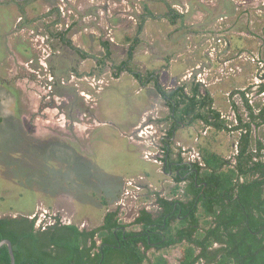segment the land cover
Returning a JSON list of instances; mask_svg holds the SVG:
<instances>
[{
    "label": "rangeland",
    "instance_id": "1",
    "mask_svg": "<svg viewBox=\"0 0 264 264\" xmlns=\"http://www.w3.org/2000/svg\"><path fill=\"white\" fill-rule=\"evenodd\" d=\"M16 1L22 0H0V212L6 215L35 210L44 224L59 215L93 229L107 211L119 207L120 220L131 224L143 208L158 211L157 195L173 197L160 161L169 109L153 83L144 88L116 71L128 59V36L140 40L130 63L136 71L160 73L169 90L200 84L231 122L233 102L244 110L235 90L252 86L251 101L264 102V94L256 95L264 82V0H37L38 9L27 14ZM169 6L183 15L175 24L165 17ZM204 136L227 157L236 150V133L216 135L201 124L178 129L174 156L193 159ZM129 181L135 184L122 206ZM175 254L169 253L173 264Z\"/></svg>",
    "mask_w": 264,
    "mask_h": 264
},
{
    "label": "trees",
    "instance_id": "2",
    "mask_svg": "<svg viewBox=\"0 0 264 264\" xmlns=\"http://www.w3.org/2000/svg\"><path fill=\"white\" fill-rule=\"evenodd\" d=\"M168 9L172 24L183 18L171 7ZM141 29L142 25L138 32ZM64 34L60 32L58 35L72 47V42ZM127 39L132 42L128 59L116 71L118 74L130 73L142 87L153 83L170 111L171 125L162 141L166 171H170L169 165L174 161L182 162L180 156L174 157L172 140L180 125L203 124L213 129L216 135L236 133L237 148L228 159L219 150L201 145L203 165L199 162L187 165L198 171L199 178H196V173L186 177L191 181L186 188L185 199L172 200L157 195L158 211L154 213L143 208L131 224L120 220L118 209L107 211L103 223L93 229L80 228L73 223L64 224L60 216H56L54 225L37 229V218H30L35 210L22 212L17 217L0 218V242L5 239L12 242L16 264H172L164 253L157 254L155 250L178 247L180 256L177 264H201L202 261L204 264H231V257L227 254L217 262V255L212 254L209 247L222 233L231 234L234 228L232 197L226 198V202L220 200V194H232L241 177L246 183H264V139L261 137L264 102L251 104L248 95L253 91L252 86L244 91L235 90L232 95H239L244 110L233 102L237 123L231 122L214 107L211 93L207 90L201 92L200 84H195L191 91H187L185 85L168 91L160 73L152 71L144 76L136 71L130 63L140 40L132 36ZM77 51L82 54L79 49ZM261 94H264V83L256 91V95ZM171 170L174 171L175 167ZM182 175L185 173H177V185L172 194H178ZM197 184L203 186L197 188ZM102 205L108 206L106 199L102 200ZM132 226L140 229H130ZM0 264H11L7 245L0 250Z\"/></svg>",
    "mask_w": 264,
    "mask_h": 264
},
{
    "label": "flooded vegetation",
    "instance_id": "3",
    "mask_svg": "<svg viewBox=\"0 0 264 264\" xmlns=\"http://www.w3.org/2000/svg\"><path fill=\"white\" fill-rule=\"evenodd\" d=\"M39 2H40V0H39ZM36 3H37V0H34L33 4L30 0L28 1V3H23V0H22L21 2L16 1V4L15 3L14 4L17 5V7L19 8V11H22L23 14H27L28 8H30V9L37 8L38 4H36ZM24 4H26V5L24 6ZM53 9H54V12L56 14L59 12L58 8H53ZM165 17L169 20V11L165 14ZM142 27H143V25H142ZM60 40H62V39L60 38ZM65 44H67V43H65ZM68 47L77 51V48L73 46V43H72V47L69 45H68ZM80 51L82 52V50H80ZM262 79H264V75L262 76ZM144 88H146V87H144ZM167 90L170 91L169 89H167ZM239 99H240V97H239ZM240 101L242 102V105H243V101L241 99H240ZM250 102L252 105H254V103L251 100H250ZM169 121H170V119H169ZM235 122H236V117H235ZM170 125H171V121H170ZM182 127H187V126L186 125H180L179 126V128H182ZM207 128H210V127H207ZM176 132H178V129L176 130ZM167 133H168V130L161 137L162 141L164 140L165 137H167ZM176 135H177V133H176ZM204 135H206V134H204ZM175 138H176V136L173 137V139H172L173 142L175 141ZM206 139H207V137L204 136V138H202V142H200L199 145H203V146H206V147H209L212 149H216V147L213 146L211 141H209V139H207V140ZM162 147H163V144H162ZM236 148H237V144H236ZM199 154L202 158L201 152H199ZM179 156L182 158V162L174 161L173 164L169 165L170 171H166V169H165L166 166H165V163L163 160L164 156H162L160 161H161V163L164 164L163 165L164 166V168H163L164 172L172 178L173 188H175L177 185V183L175 181V177H176L177 173L178 174L181 172L185 173V175H182L183 181L180 183V190L182 192V197H183V199H185L186 188L188 187V183L191 181V179L188 180V179H186V177L188 178L190 176V174L196 173V178H199L198 171L192 170L191 167L187 166V165L188 164L189 165L196 164V163H198V161L193 160L192 158H189V159L185 158V154L183 152H178L176 154V156H174V157L179 158ZM227 158L229 159V158H231V156H228ZM184 164H186V166ZM172 167H175L174 171L171 170ZM186 170H188V171H186ZM243 180H244V178L241 177V182L235 184V190L232 194H226V193L220 194V200L223 199L226 202H228V200L226 198H228L230 195L232 197L231 204H232V207L234 210V215H235L234 228H233V232L231 234H229L227 232L222 233L218 237V239H216V241L209 247V251L212 254L215 253L217 255V257H216L217 262L222 261L225 257V254H227L231 257V264H264V183L263 184L262 183L251 184V183H246ZM196 183H197V179H196ZM202 186L203 185H201V184H197V188H201ZM204 186H205L204 188H206L207 185H204ZM173 188L170 190V193H173ZM179 196H180V194L178 192V194H176V195L173 194V197L168 198V199H172V200L182 199ZM157 206L159 208L158 204H157ZM117 209L119 210L120 208L118 207ZM13 212H15V213L12 215H6V211H2V212H0V218H4V217H8V216L17 217L19 214L22 213V211L21 212L19 211V213H17L16 211H13ZM119 214H120V211H119ZM55 216H59V215H55ZM35 218H37V217H35ZM60 218H61L62 222L65 224V222L61 216H60ZM55 223H56V218L54 217L53 218V225ZM43 224L44 223L42 222L40 225H38V218H37V223H36L37 229L44 227ZM66 224H70V223H66ZM47 227L48 226H46L44 229H46ZM184 243H185V245L188 246V243L186 240L184 241ZM173 251L177 252V254H175V256L173 257L177 262V259L180 256V248L179 247L175 248V249L155 250V252L157 254L164 253V255H166L168 257V259L170 260L171 263H172V258L169 255V253L173 252ZM228 252L230 254H228ZM201 264H204V261H202Z\"/></svg>",
    "mask_w": 264,
    "mask_h": 264
},
{
    "label": "built area",
    "instance_id": "4",
    "mask_svg": "<svg viewBox=\"0 0 264 264\" xmlns=\"http://www.w3.org/2000/svg\"><path fill=\"white\" fill-rule=\"evenodd\" d=\"M198 140V139H197ZM184 154H185V152H183ZM146 157H150V154H147V156ZM193 160H197L200 164H202L203 165V160H202V158H201V156H200V154L198 153L197 154V156L196 155H194V157H193ZM156 162H159V159L157 158L156 159ZM134 182L133 181H129V183H128V187H126V189H125V195L123 196V198L121 199V203H122V206H125V204H126V198L128 197V196H131V193L132 192H130V190H128V189H130V187H133L134 186ZM136 187V186H135ZM48 214V212L47 211H45L44 212V214H43V216H44V218L46 219V215ZM35 217H37V215L36 214H34L32 217H30V218H35ZM55 218H56V216H54ZM54 217H52L51 215H50V217H49V219H50V222L49 223H46V224H44V227L43 228H45L46 226H51V225H53V218ZM42 223V220H40L39 221V219H38V225H40Z\"/></svg>",
    "mask_w": 264,
    "mask_h": 264
},
{
    "label": "water",
    "instance_id": "5",
    "mask_svg": "<svg viewBox=\"0 0 264 264\" xmlns=\"http://www.w3.org/2000/svg\"><path fill=\"white\" fill-rule=\"evenodd\" d=\"M66 224V223H65ZM4 245H7L8 249H9V253H10V256H11V264H16V257H15V253L13 251V245H12V242L8 239H5V240H2L0 242V250L1 248L4 246Z\"/></svg>",
    "mask_w": 264,
    "mask_h": 264
}]
</instances>
